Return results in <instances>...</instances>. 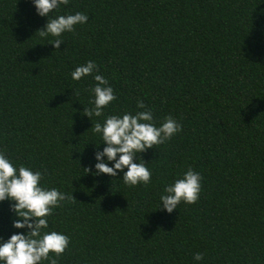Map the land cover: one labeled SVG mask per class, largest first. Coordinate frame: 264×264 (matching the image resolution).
<instances>
[{
	"label": "trees",
	"instance_id": "trees-1",
	"mask_svg": "<svg viewBox=\"0 0 264 264\" xmlns=\"http://www.w3.org/2000/svg\"><path fill=\"white\" fill-rule=\"evenodd\" d=\"M75 12L86 23L53 48L31 0H0V152L66 194L49 216L69 238L55 264H264V0H68L50 16ZM89 60L115 95L91 120L92 75L70 76ZM140 110L181 126L138 154L150 182L94 176L92 123ZM189 168L198 199L158 209ZM15 218L0 202V237L23 231Z\"/></svg>",
	"mask_w": 264,
	"mask_h": 264
},
{
	"label": "clouds",
	"instance_id": "clouds-1",
	"mask_svg": "<svg viewBox=\"0 0 264 264\" xmlns=\"http://www.w3.org/2000/svg\"><path fill=\"white\" fill-rule=\"evenodd\" d=\"M31 2L36 14L46 18L43 29L36 33L41 38L53 37L50 42L53 48H59L63 43L60 38L63 33L73 31L74 26L82 25L88 19L81 12L50 16L53 10L67 5L68 0ZM95 69L96 64L89 60L83 65L76 66L70 73L74 81L92 75L94 81L90 89L92 108L83 107L84 115L90 120L93 116L99 117L102 110L115 99L108 80L103 75L95 73ZM137 108L144 109V105L138 102ZM151 121V112L140 110L134 114L125 112L122 115H107L103 123H92L90 129L99 135L104 145L102 150L94 152L92 174L115 177L117 172L123 171L120 180L125 185L134 187L137 184L149 183L151 173L144 162L138 160V154L162 144L181 130L180 124L170 116L165 117L159 126ZM92 144L98 149L99 145ZM83 171L87 173L89 170L85 168ZM41 180V171L14 165L7 155L0 152V202L7 200L10 211L16 217L12 220L11 227L23 230L14 232L6 240L0 237V264H42L43 261L55 264L54 257L62 255L68 246L69 238L65 234L49 230V216L53 208L65 200L66 194L55 187L42 186ZM200 181L199 172L189 168L183 172L181 178L174 179L170 185L163 188L159 196L158 209L171 213L181 202L194 203L201 191ZM201 259L202 254L193 255L196 264H199Z\"/></svg>",
	"mask_w": 264,
	"mask_h": 264
}]
</instances>
